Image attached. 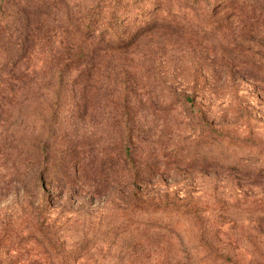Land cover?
Returning <instances> with one entry per match:
<instances>
[{
    "label": "rangeland",
    "instance_id": "1",
    "mask_svg": "<svg viewBox=\"0 0 264 264\" xmlns=\"http://www.w3.org/2000/svg\"><path fill=\"white\" fill-rule=\"evenodd\" d=\"M42 193L82 264H264V0H0V264Z\"/></svg>",
    "mask_w": 264,
    "mask_h": 264
},
{
    "label": "trees",
    "instance_id": "2",
    "mask_svg": "<svg viewBox=\"0 0 264 264\" xmlns=\"http://www.w3.org/2000/svg\"><path fill=\"white\" fill-rule=\"evenodd\" d=\"M29 169L28 167L24 171L19 172L18 167L14 166L10 173L3 176L9 177V179L2 178L1 180L10 184L12 181L16 183L26 179L24 183L26 185L28 183L27 178H33L36 180L35 186L40 184V187H43L45 178L43 171L30 176L28 175ZM48 195L50 196V194L45 195L43 193L38 195V203L29 215L30 218L28 220L32 218L31 222L27 220L26 229L20 232L22 236L20 244L17 245V251L19 253L23 251L22 254L30 256L29 264H82L85 253L88 254L87 259L93 258V253L90 252L91 243L88 241L77 242L73 247L71 245L70 249L66 248V245L59 243L54 226L51 222H47L48 218L45 216L47 209L52 205H49L50 201H53L52 197H54L52 194L49 199ZM8 228L10 231L12 230L10 227ZM124 246L127 247L126 252H128V255L132 252L136 253V245L132 249H129L130 245L128 246V244ZM139 246L140 244H138ZM83 264L88 263L85 261Z\"/></svg>",
    "mask_w": 264,
    "mask_h": 264
}]
</instances>
